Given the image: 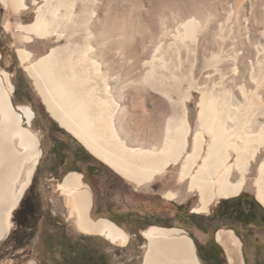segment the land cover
Wrapping results in <instances>:
<instances>
[{
	"label": "bare ground",
	"instance_id": "bare-ground-1",
	"mask_svg": "<svg viewBox=\"0 0 264 264\" xmlns=\"http://www.w3.org/2000/svg\"><path fill=\"white\" fill-rule=\"evenodd\" d=\"M0 1L16 14L29 9L28 0ZM96 1L42 0L34 21L17 26L24 43L53 36L66 41L36 58L25 48L18 50L49 112L90 154L137 187L174 166L178 190L163 195L182 202L197 193L199 205L193 212L208 214L218 200L239 196L251 162L264 148V0H234L232 6L227 0L166 1L177 25L172 30L159 28L141 71L137 60L125 65L123 56L110 59L113 34L107 28L99 31ZM101 1L108 12L102 22L107 23L111 2ZM113 29L116 35L124 34L120 25ZM142 29L130 25L126 37L131 40ZM144 44L134 45L144 53ZM1 57L0 53V62ZM124 66L128 72L121 74ZM129 87L135 104L145 98L147 89L165 98L152 97L153 124L145 117L137 122L132 113L124 112L118 91ZM194 93L200 98L192 125L187 103ZM14 96L0 63V241L12 228V214L42 157L41 142L31 130L34 112L15 102ZM255 185V199L264 208V160ZM58 188L80 232L127 246L130 235L121 226L91 217L92 195L81 173L69 172ZM143 237L147 240L143 264H201L192 238L182 229L149 227ZM226 238L232 240V250ZM216 239L233 264L238 240L232 232H217Z\"/></svg>",
	"mask_w": 264,
	"mask_h": 264
},
{
	"label": "rangeland",
	"instance_id": "rangeland-1",
	"mask_svg": "<svg viewBox=\"0 0 264 264\" xmlns=\"http://www.w3.org/2000/svg\"><path fill=\"white\" fill-rule=\"evenodd\" d=\"M166 1L169 0H110L112 21L110 19L107 22L109 24L103 23V18L108 12L103 6H101L102 1H96L98 8L95 18H97L100 25L99 31L102 32L103 29L107 28L109 32L113 34V40H109H112V42L109 43L113 46V51L110 55L111 60L116 61L123 56L126 63L125 65L131 64L137 60L139 62L136 64V67L138 71L142 70L141 64L149 61L150 48L156 43L161 27L167 26L169 30H172L177 25L176 14L168 10ZM227 1L230 6L234 4V0ZM42 3V0H38V4L32 5L30 4V0H28L29 9L16 14L9 8H5L0 1L1 68L9 74L10 80L14 86L15 102L22 105H28L33 110L34 119L31 124V130L38 136L42 149V157L34 174L32 183L25 192L19 208L12 214L11 222L13 223V226L7 235L0 241V264L33 263L32 261L21 263V260H18V256L20 255L22 249L17 247L11 241L14 231L21 229L20 225L23 223L26 216L22 211H20L24 203L32 204L35 208V214L42 213L43 210L48 207L50 214L56 215L55 219L61 222L63 227L70 231L75 230L78 233H82L75 227L74 220L71 218L69 208L66 204V197L58 188L59 183L62 182L66 174L69 172H76L72 170H77L78 173H81L83 175V181L90 188L92 195L91 217L94 220H111L110 216L113 215L114 212L128 213L129 215H136L139 217L144 215L155 216L157 214L169 215V210L173 209V206L177 205L179 209V219L178 224L173 227L186 231L192 238L197 250L196 239H202L203 235L192 225L185 227L184 224L187 222L186 218L190 216L191 212H193L199 205L198 194H189L182 202L168 200L163 195L166 191L178 190V186L175 181L176 170L174 166L170 167L162 176L158 177L148 185L137 187L135 184L123 179L109 166L104 164L92 154H90L91 159L87 162L76 161L75 155H77L78 144L75 140L84 148L85 146L71 131L62 127L49 112L43 98L35 88L33 80L25 71L24 65L18 55V50L25 48L34 55V58H36L47 53L53 47L63 46L66 44L65 40H58L55 36L45 40L35 39L30 43H24L22 41V33L17 29V26L19 24L27 25L32 23L35 19L36 9L38 5ZM121 22L123 25L120 24ZM137 24L139 26L141 25L143 29L141 32H134L130 40L126 37L128 33H130L129 26ZM119 25L122 26V28H125L123 35H116L117 31L113 29L115 27H119ZM150 33L154 36L153 38L149 37ZM126 38L128 39L126 40ZM142 41L145 42L144 45L147 48L144 53L141 50L138 51L135 46L136 44L143 43ZM117 70H119V68H117L115 72ZM125 72H128V68H125L124 66L121 74ZM130 91H132L131 87L118 91L119 93L121 92L119 95L122 96V99L124 100H121L122 107L127 108H125L124 112L128 114L132 113L137 122L142 120V117H145L148 122L151 121L150 124H153L151 116H154L155 112L154 100L162 98V100L165 101V98L161 94L147 89L148 93L146 92L147 95H145V98H140V102L137 100L135 101V104L132 101L133 95H131L132 92ZM152 97H154V100ZM199 98L200 95L198 93H194L190 101L187 103V105H189L188 110L192 125H194L196 121L198 111L197 103ZM130 101H132V103H130ZM134 106H138V109ZM162 114L165 117V112ZM55 125L62 129V132H57L55 130L57 126ZM54 145L63 146L68 150L63 152L55 150L57 154L55 155L54 150L52 151V147ZM263 160L264 148L261 149V152L257 155L256 159L251 162L245 175L246 184L240 194L244 198H251L255 200L257 192L255 181L258 178L259 167ZM233 162L234 159L231 163ZM222 200L226 199H220L215 202L210 207L208 214H199L194 212L193 216L197 217L203 223H206L209 220H215L211 225L212 230L219 229L233 231L234 228H230V225L220 221L216 217H213L214 209ZM119 226L129 232V235L132 236H130V241L127 246H116L100 235L90 234L92 239H95L97 243L96 245L99 247V252L103 253V255H105L113 264H143L144 256L147 250V243H143L144 240L141 237H134V232L132 231L134 228L133 226ZM239 229L240 231L243 230L240 226ZM250 230L252 232L256 231L258 234L262 232L261 234L264 235V228L258 229L253 227ZM235 232V235L239 236V232L236 230ZM140 239L142 240V243H138ZM220 247L224 256H226L224 246L220 244ZM29 248L30 247H28V249ZM197 255L200 263L203 264L200 260L198 250ZM241 260L242 258L239 256L233 264H241Z\"/></svg>",
	"mask_w": 264,
	"mask_h": 264
},
{
	"label": "flooded vegetation",
	"instance_id": "flooded-vegetation-1",
	"mask_svg": "<svg viewBox=\"0 0 264 264\" xmlns=\"http://www.w3.org/2000/svg\"><path fill=\"white\" fill-rule=\"evenodd\" d=\"M48 210L47 207L42 213L35 214V208L29 203H24L20 209L26 216L20 225L21 229L14 231L11 241L22 249L18 256L21 263L32 261L33 264H113L103 253L99 252V247L90 234L67 230L61 222L55 219L56 215L50 214ZM193 214L194 212H191V215L186 218L187 222L184 226L192 225L203 235L202 239H196L201 262L203 264H228L215 239V233L219 229L212 230L211 225L215 220L203 223ZM110 219L117 225L133 226L134 237L143 238V243L146 244L147 240L143 237V231L154 226L167 229L176 228L173 226L178 224L179 209L175 205L169 210V215L157 214L142 217L114 212ZM220 221L234 226L231 219ZM249 232L248 230L247 233ZM138 243H142V240L140 239ZM262 253L261 250H256L255 264H264Z\"/></svg>",
	"mask_w": 264,
	"mask_h": 264
},
{
	"label": "trees",
	"instance_id": "trees-1",
	"mask_svg": "<svg viewBox=\"0 0 264 264\" xmlns=\"http://www.w3.org/2000/svg\"><path fill=\"white\" fill-rule=\"evenodd\" d=\"M55 130L57 132H62V129H60L58 126ZM75 142L78 144L77 155H75L76 161H89L91 159L89 151L86 150V148H84L76 140ZM53 150L54 154L57 155L55 150L63 152L68 149L60 145H54L52 147V151ZM72 171L78 172L77 170ZM213 213L214 217L219 218L220 220L231 219V222L234 225H240L245 228L250 226L264 228V209L254 199L244 198L242 195L220 201Z\"/></svg>",
	"mask_w": 264,
	"mask_h": 264
},
{
	"label": "crops",
	"instance_id": "crops-1",
	"mask_svg": "<svg viewBox=\"0 0 264 264\" xmlns=\"http://www.w3.org/2000/svg\"><path fill=\"white\" fill-rule=\"evenodd\" d=\"M239 226L240 225H234V226L230 225L229 226L230 228H234L237 232H239V236L235 235L236 232L234 229H233V231L232 230H219L218 232H232L234 237L238 240L240 247L238 249L234 250V253H235V259L234 260H236V258L241 256V258H242L241 261L244 264H255L256 250H259V251L261 250L263 252L262 255L264 256V235L261 234L262 232L260 233L261 235L256 233V231L252 232L250 229L253 228L254 226H250L248 228L240 226L243 229L242 231H240ZM256 228H258V227H256ZM258 229H261V228L259 227ZM248 230L250 231L249 233H247ZM216 241H217V239H216ZM217 243L219 244L220 242L217 241ZM226 244H227V247H229V249H231V250L233 249L234 244H233L231 239L226 238ZM224 251H225V255H226L225 246H224ZM224 258L228 262V264H232L228 261L227 256H224Z\"/></svg>",
	"mask_w": 264,
	"mask_h": 264
},
{
	"label": "water",
	"instance_id": "water-1",
	"mask_svg": "<svg viewBox=\"0 0 264 264\" xmlns=\"http://www.w3.org/2000/svg\"><path fill=\"white\" fill-rule=\"evenodd\" d=\"M255 200H256V199H255ZM258 204H259V203H258ZM263 209H264V208H263ZM217 232H218V231H217ZM217 232H216V233H217ZM216 233H215V239H216ZM196 255H197V250H196ZM197 257H198V255H197ZM198 259H199V258H198Z\"/></svg>",
	"mask_w": 264,
	"mask_h": 264
}]
</instances>
